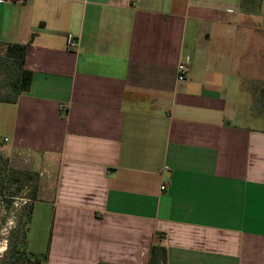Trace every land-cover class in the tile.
Listing matches in <instances>:
<instances>
[{
  "label": "crops",
  "instance_id": "0c3cea01",
  "mask_svg": "<svg viewBox=\"0 0 264 264\" xmlns=\"http://www.w3.org/2000/svg\"><path fill=\"white\" fill-rule=\"evenodd\" d=\"M263 13L241 0L0 1V41L30 42L33 72L0 104V148L56 171L30 250L148 264L159 236L168 264H264V122H249L264 117Z\"/></svg>",
  "mask_w": 264,
  "mask_h": 264
},
{
  "label": "trees",
  "instance_id": "16d2710c",
  "mask_svg": "<svg viewBox=\"0 0 264 264\" xmlns=\"http://www.w3.org/2000/svg\"><path fill=\"white\" fill-rule=\"evenodd\" d=\"M27 43L0 41V104L16 103L19 97L31 89L33 72L26 68ZM10 158L0 150V197L12 205L24 190L27 182L34 180V186L27 194L23 206L24 218L19 227L13 230L16 238L10 240L0 264H47L48 253L34 252L29 248V230L34 204L41 199L38 196L39 173L31 170H16L10 166ZM157 236L150 249L148 264H168V249ZM108 264V263H100Z\"/></svg>",
  "mask_w": 264,
  "mask_h": 264
},
{
  "label": "rangeland",
  "instance_id": "374dc122",
  "mask_svg": "<svg viewBox=\"0 0 264 264\" xmlns=\"http://www.w3.org/2000/svg\"><path fill=\"white\" fill-rule=\"evenodd\" d=\"M241 3L243 10L249 15L257 16L259 13L264 12V0H241ZM251 20V24L256 25L254 24V19ZM252 88L254 91V108L257 112L262 111L264 113V82L254 83L252 84ZM262 116V114H256L255 118L260 119L250 120V124L262 125L264 122V117ZM256 122H258V124ZM0 150L9 156V163L12 168L16 170L31 169L38 172V196L39 198L50 197L47 192L51 191L50 189L55 184L56 171L51 172L45 170L49 167V164H52L48 161L46 156H38L34 152L18 148H0ZM52 166H54V164H52ZM34 184V180L27 182L24 186L23 192L15 198L12 205H8V202L0 197V263L7 247L9 246L10 240L16 238V234H13V230L19 227V224L21 223L20 221L24 218L23 206L26 201H28L27 194L30 192Z\"/></svg>",
  "mask_w": 264,
  "mask_h": 264
},
{
  "label": "built area",
  "instance_id": "2783aa9c",
  "mask_svg": "<svg viewBox=\"0 0 264 264\" xmlns=\"http://www.w3.org/2000/svg\"><path fill=\"white\" fill-rule=\"evenodd\" d=\"M3 1V0H1ZM20 1H24V0H20ZM67 40H68V46L71 49H75L77 47V40L76 38L72 35V34H68L67 35ZM189 71V64H188V60L185 62L180 63V65L178 66V77L179 80H185L186 79V74ZM162 189H166V186L163 185Z\"/></svg>",
  "mask_w": 264,
  "mask_h": 264
}]
</instances>
